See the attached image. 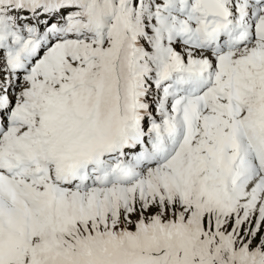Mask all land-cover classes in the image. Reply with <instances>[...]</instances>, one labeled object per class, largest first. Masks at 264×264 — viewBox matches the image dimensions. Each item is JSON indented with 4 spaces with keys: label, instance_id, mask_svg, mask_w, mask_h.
I'll list each match as a JSON object with an SVG mask.
<instances>
[{
    "label": "snow or ice",
    "instance_id": "6c2138e0",
    "mask_svg": "<svg viewBox=\"0 0 264 264\" xmlns=\"http://www.w3.org/2000/svg\"><path fill=\"white\" fill-rule=\"evenodd\" d=\"M0 264H264V0H0Z\"/></svg>",
    "mask_w": 264,
    "mask_h": 264
}]
</instances>
